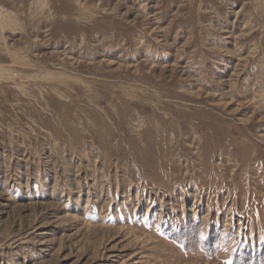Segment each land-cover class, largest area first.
<instances>
[{"label":"rangeland","instance_id":"374dc122","mask_svg":"<svg viewBox=\"0 0 264 264\" xmlns=\"http://www.w3.org/2000/svg\"><path fill=\"white\" fill-rule=\"evenodd\" d=\"M0 264H264V0H0Z\"/></svg>","mask_w":264,"mask_h":264}]
</instances>
